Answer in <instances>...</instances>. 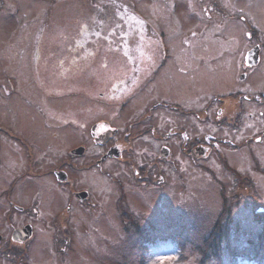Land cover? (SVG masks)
I'll return each mask as SVG.
<instances>
[{
  "label": "rangeland",
  "instance_id": "1",
  "mask_svg": "<svg viewBox=\"0 0 264 264\" xmlns=\"http://www.w3.org/2000/svg\"><path fill=\"white\" fill-rule=\"evenodd\" d=\"M13 1L9 0V3ZM18 1L17 4L20 6L28 5L25 7L27 10L25 16L20 11L12 18L16 23L14 25L17 31L16 39H22L17 40L19 44L16 45L13 42L6 43L3 49H7V52L15 50L24 53L23 48H30L29 42L40 52L43 49L49 53L53 47L52 52L64 59L62 60L64 66L57 64L54 78L50 77L55 85L59 83L61 86V80H57L63 74L61 68H76L80 73V81L77 82L80 85L75 89L85 93L89 86L88 83L84 85L83 81L101 74V70L106 67L102 68L100 64L107 58V66L109 64L118 66L107 67V72L111 75L122 74L128 65L108 61L110 58H124L119 48L122 45L124 48L130 46L128 48L134 53L138 52L140 37L151 36L152 40H147L148 43L152 42L148 51L156 57L160 50L156 45L153 29L164 36L170 52H176V55L178 48L185 45L175 44H179L180 39H185L188 49L183 50L185 56H182V60L189 59L190 62L182 66L193 73L192 77L186 75L184 78H175L176 86L173 87L171 83L174 81L169 74L172 70L169 67L161 71L154 82L145 79L149 74V69H146L139 82L131 89V96L121 99L128 102L124 110L126 114L123 113L122 117L115 113L118 101L110 99H107L106 103L99 101L90 106L82 101L78 107L72 103L55 105L54 110L46 105L48 108H44L47 109L46 117L55 126L52 129L44 124L40 128L41 135L37 134L35 138L42 143L38 149V157L43 159L40 165L42 171L47 169L48 164L58 163L59 156L65 153L66 146L86 138L84 125L91 119L100 117H111L114 122L123 124L126 116L129 119L131 114L134 116L140 113L145 124L153 122L163 131L170 126L171 121L184 122L195 136L209 132L228 135L240 141L250 138L262 128L261 118L250 120L246 117L241 129L229 127L225 129L211 123L200 122L194 112L190 116L187 114L180 118L177 117L176 111L152 105L158 100L177 101L183 107L197 111L209 105L208 111L212 117L216 109L215 96H224L235 90L249 89L255 92L264 90V60L263 65L254 73L253 85L252 80L240 82L237 78L240 70L239 58L250 44L244 37L245 27L241 22L217 18L206 21L204 17L198 21L197 18L189 17L188 23L183 26L176 23L173 13L169 12L170 0H57L55 10V5H50L47 0ZM229 3L232 5L233 13L246 15L252 25L264 29V0H254L256 6H250V0ZM29 5L33 7L31 13H28ZM131 10L140 13L153 29L145 22L136 20V25L127 21L131 20V16L132 20L135 19ZM51 37H54L52 44L48 40ZM3 49L0 53L4 52ZM48 77L46 76V79ZM142 80L144 81L141 83ZM156 83L164 87L155 89ZM121 89L127 88L123 86ZM149 109H154L152 120L146 117ZM253 109L248 106L246 112ZM52 117H74L77 123L67 130V134L66 130L56 128L58 124L50 119ZM19 121L27 124L33 122L23 114L20 115ZM134 125L137 126V123ZM55 129L60 134L53 135L51 132ZM139 140V144L148 152L145 154L141 152L140 155L147 159L151 155L150 150H154L156 144L147 134ZM253 141L257 157L254 163L245 148L240 150L227 148L224 163V159L217 153L194 162L176 152L175 158L179 169L165 167L169 179L170 176L172 178L170 179L172 187L169 183L163 190H158L153 195L144 187L140 193L132 195L131 199L129 197L132 213L137 218L125 213V208L120 212V204L115 203L118 197L116 186L96 169L83 168L78 174L74 173L75 180L79 179L77 185L90 189L96 207L86 209L79 204L75 205L71 218L64 223L60 219L65 214L64 210L57 218L45 214L48 210L51 213V208L59 203L63 206L65 202L63 199L68 191L59 188L56 197L50 199L49 192L53 189L54 183L49 175L26 179L27 182L23 184L31 182L29 191L38 192L36 197L41 205L36 204L42 215L35 221L36 234L29 245V255L24 257V253H20L17 254V258L23 255L22 258L28 260H24V264H217L220 256L222 260L220 264H264V217L256 219L258 213L264 216V135L260 141ZM89 149V153L96 156L101 150L94 146H90ZM10 160L11 158L5 155L0 164V181L1 176H4L3 179L8 177V180H12L20 173L23 163L21 165L17 158L12 166L14 173L7 171L11 164ZM123 166L118 161L105 163V167L111 173L122 171L125 169ZM20 184L21 181L15 184L17 192L22 189ZM129 184L132 185L131 181ZM241 184L246 185L248 191L254 188L255 195L261 199L255 197L249 202L245 198L236 200L238 194H246ZM16 197L25 202L24 194L19 193ZM34 197L32 194L31 201L35 202ZM223 197L226 199L223 200ZM59 211L55 213L59 214ZM119 212L124 214L123 218ZM220 215L218 237L215 240L218 248L220 247V254L217 256L214 252L215 243L207 248L202 242L211 235L210 231ZM17 217L19 216H13L15 223L24 220L20 218V221H17ZM0 230L5 234L9 231L1 214ZM232 256L236 262L232 261ZM3 259L0 256V264H4ZM5 260V264H12L8 259Z\"/></svg>",
  "mask_w": 264,
  "mask_h": 264
},
{
  "label": "flooded vegetation",
  "instance_id": "2",
  "mask_svg": "<svg viewBox=\"0 0 264 264\" xmlns=\"http://www.w3.org/2000/svg\"><path fill=\"white\" fill-rule=\"evenodd\" d=\"M230 1L237 0H227L226 2L224 0H170L168 9L170 13H173L175 22L183 26H186L189 17L197 18L198 21H200L201 17H204L206 21H212L217 18L220 20H231L236 23L238 21L241 22L245 27L244 37L250 44L242 53L241 58H239L240 70L237 78L240 82H251L252 80L251 83L253 85L254 73L263 65L264 60V29L252 25L246 15L233 13ZM47 2L50 5H55L57 0H47ZM17 3H19L18 0H14L12 3H9V0H0V49H3L6 43L19 44L17 40L21 41L22 39H16L17 31L14 26L16 23L12 18L16 17L20 11L25 16L27 11L25 7H28V5L22 4L23 6H20ZM250 6H256L254 0H250ZM29 7L28 13H31L33 7L30 5ZM56 8L57 5L54 6V10ZM131 11L141 19L142 23L145 22L152 28L140 13ZM20 26L22 25L20 24ZM27 31L30 32V30ZM153 36L160 50L156 57H153L152 53L148 51L152 46V42L148 43L147 40H152L151 36H144L138 39V41L140 40V43H138L140 50L136 53L128 48L130 46L125 48L123 45L119 46L124 58H110L108 63H123L128 65L127 70L120 75H111L107 72V67L114 65L109 64L107 66L108 58L102 60L103 64L101 63L100 67L106 68L101 70V74H98V76L94 75L89 80L83 81L84 85L88 83L87 86H89L88 91H85V93L75 89L80 85L77 83L80 81V73L76 68H61L60 70L63 74L57 79L61 80V86H59V83L57 85L54 84L51 78H54L57 64L62 67L64 59L57 57V54L52 52L54 51L53 47H51L49 53L44 52L43 49L40 52L37 47L31 46V42L28 41L30 48H23L24 53H19L15 50L7 52V49H3L4 52L0 53V164H2L5 155L7 158H11V164H9V170L7 171L14 173L12 166L15 159L17 158L21 165L23 163L20 173L12 180H8V177L3 179L4 176H1L4 181L2 179L0 181V214L5 225L9 228L7 234L0 230V256L4 258L2 260L4 264L6 263L5 258L11 261L12 264H24V260L28 261L22 258L23 255L21 258H17V254L24 253V257L29 255V245L36 234L35 221L42 215L36 204L40 203L38 197H36L38 192L29 191L31 182L23 184L27 182L26 179L41 177L44 174L49 175L54 186H57V188H54V186L52 187L53 189L51 188L52 190L49 192L50 199L56 197L59 188H65L68 191V194L63 199L65 200L63 206L59 203L56 207L51 208V213L48 210L45 214L46 216L54 215L57 218L64 210L65 214L62 213L63 215L60 217L64 223L71 218L75 205L79 204L86 209L96 207L90 189L78 186L77 182H79V179L75 180L74 178V173L77 172L78 174L83 168L96 169L99 174L105 176L116 186L118 197L115 199V203L120 204V212L122 208H125V213L137 218L132 213L129 197L131 199L132 195L140 193V190L144 187L150 195H153L158 190H163L169 183L172 187L173 183L170 181L172 178L170 176L169 179L168 171L165 167L171 166L173 170L179 169L175 158L176 152L179 155L183 154L194 162H199L203 157L217 153L224 159V163L227 157V148H237V150L245 148L250 159L252 160L253 158V163L256 161L255 158L257 157L252 143H254L253 140L260 141L264 135V90L255 92L248 89L246 91L235 90L224 96H215L216 109L212 117L208 111L209 105L197 111L188 109V107L185 108L177 101L158 100L152 104L154 105L153 107L164 106L168 110L176 111L177 117L180 118L187 114L190 116L194 112L195 117L200 122L211 123L225 129L228 127L241 129L246 117L250 120L261 118L263 120L262 128L258 133L243 141L232 139L228 135H218L209 132L196 134L195 136L190 127H187L184 122L171 121L170 126L163 131L153 122L145 124L142 121L143 115H140V113L134 116L131 114L129 117L131 120L126 116V120H123L124 123L122 121L123 124L114 122L111 117H100L91 119L84 125L86 138L74 144L72 143L68 147L66 146L65 153L59 156L58 163L48 164L47 169L42 171L40 165L43 159L38 157V149L41 148L42 143L35 138L37 134L41 135L40 132L42 130L40 128L44 124L47 127L49 125L52 129L55 126L46 117L48 109L46 105L53 109L55 105L61 106V104L72 103L78 107L82 101L85 105L90 106L92 103L99 101L106 103V100L110 99L118 101L115 113L122 117L123 113L126 114L124 110L128 102L121 99L131 96V89L139 82L143 73L147 71L146 69H149V74L145 79L154 82L157 75L166 67H169L172 70L169 74H171L170 76H172L174 81V83H171L173 87L176 86L175 78H184L186 75L192 77L193 73L182 66L190 62L189 59L182 60V56H185L183 50L188 49L185 39L182 38L179 44H175L178 46L185 45V47L178 48L176 55V52H170L171 49L164 36L154 29ZM48 40L52 44L54 37ZM76 43L78 44V38ZM249 51H251L249 56V61L251 62H247L246 58ZM75 60L77 59H72V61ZM114 67L117 68L118 66ZM32 76L34 77L31 78ZM46 76H49L48 79H46ZM65 83L66 85H63ZM123 86H126L127 89L122 90L121 87ZM155 87V89H158L159 87H164V85L156 83ZM248 106L258 110L255 111L253 109L246 112ZM153 110L149 109L147 111L148 115L146 117L151 120L154 117ZM22 114L33 120L32 124L21 123L19 117ZM133 117H135L134 120H132ZM50 119L57 122V129L66 130L67 134V130L77 123L74 117H52ZM134 123H137V126ZM51 133L54 135L59 132L55 129ZM146 134L153 139L156 145L154 150H150L149 154L151 155L144 159L140 155L141 152L144 154L148 152L138 141ZM44 138H46V135H44ZM86 143H89V145H86ZM90 146L101 149L97 156L89 153ZM108 161H118L119 164L124 165L125 169L111 173L105 167V163ZM19 181H21L22 189L17 192L15 184ZM130 181L132 185L129 184ZM240 186H242L246 194H238L235 197L236 200L240 198L252 200L258 197L254 193V188H251L252 191L250 189V192L246 189V185L241 184ZM252 186L250 185V187ZM132 192L133 194H131ZM19 193L24 194L25 202L16 197ZM28 193L35 196V202L31 201V195L29 196ZM258 198L261 199L260 197ZM224 199L226 198L223 197ZM42 207L45 208L44 206ZM55 208L58 211L60 209L59 214L55 213L57 211ZM44 210L46 211V208ZM120 212L119 215L123 218L124 214ZM15 215L19 216L17 221H20V218H24V220L20 223H15L13 219Z\"/></svg>",
  "mask_w": 264,
  "mask_h": 264
},
{
  "label": "trees",
  "instance_id": "3",
  "mask_svg": "<svg viewBox=\"0 0 264 264\" xmlns=\"http://www.w3.org/2000/svg\"><path fill=\"white\" fill-rule=\"evenodd\" d=\"M132 15L134 16V20H132V16H131V20L129 19V20H127V21H129L130 23L132 22L133 24H136V20H138V21H141V19L137 16V15H135V13H133L132 12ZM137 25V24H136ZM249 200V199H248ZM245 201V200H244ZM249 202V201H248ZM223 213H224V211H223ZM259 216H262V217H259ZM227 217V216H226ZM264 216L263 215H261L260 213H258V215H257V217H256V219H262ZM230 218H228V220H229ZM220 220H221V215L220 216H218L217 217V219H216V221H215V224H214V226H213V228H212V230L210 231V238L208 237L207 239H205L202 243L203 244H205L206 246H207V248H209V247H211L212 245H213V243H215V247H214V252H215V254L218 256L219 254H220V250H219V248H218V244L216 243V239H217V237H218V231H219V223H220ZM227 220V221H228ZM264 235V234H263ZM263 235H262V237H263ZM213 254V253H212ZM231 259H232V261L233 262H236V260H235V258L232 256L231 257ZM220 260V261H219ZM219 260H217V262L220 264V262H222V260H221V258H220V256H219ZM217 263V264H218Z\"/></svg>",
  "mask_w": 264,
  "mask_h": 264
},
{
  "label": "water",
  "instance_id": "4",
  "mask_svg": "<svg viewBox=\"0 0 264 264\" xmlns=\"http://www.w3.org/2000/svg\"><path fill=\"white\" fill-rule=\"evenodd\" d=\"M250 54H251V51H249L248 53H247V62H251V61H249V56H250Z\"/></svg>",
  "mask_w": 264,
  "mask_h": 264
}]
</instances>
